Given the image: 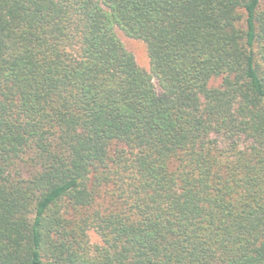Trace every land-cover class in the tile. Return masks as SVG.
Wrapping results in <instances>:
<instances>
[{
	"label": "trees",
	"instance_id": "1",
	"mask_svg": "<svg viewBox=\"0 0 264 264\" xmlns=\"http://www.w3.org/2000/svg\"><path fill=\"white\" fill-rule=\"evenodd\" d=\"M0 264H264V0H0Z\"/></svg>",
	"mask_w": 264,
	"mask_h": 264
},
{
	"label": "rangeland",
	"instance_id": "2",
	"mask_svg": "<svg viewBox=\"0 0 264 264\" xmlns=\"http://www.w3.org/2000/svg\"><path fill=\"white\" fill-rule=\"evenodd\" d=\"M115 32L123 45L134 55L137 63L146 70H149V60L144 43L139 39L125 35L118 28H115Z\"/></svg>",
	"mask_w": 264,
	"mask_h": 264
}]
</instances>
